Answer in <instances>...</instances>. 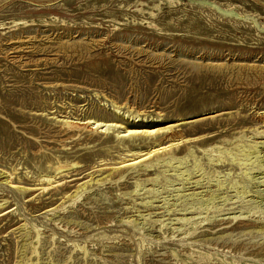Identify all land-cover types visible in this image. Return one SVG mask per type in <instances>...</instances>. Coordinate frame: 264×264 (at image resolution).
<instances>
[{
  "label": "rangeland",
  "instance_id": "obj_1",
  "mask_svg": "<svg viewBox=\"0 0 264 264\" xmlns=\"http://www.w3.org/2000/svg\"><path fill=\"white\" fill-rule=\"evenodd\" d=\"M112 103L192 140L120 179ZM259 115L264 0H0V264H264Z\"/></svg>",
  "mask_w": 264,
  "mask_h": 264
},
{
  "label": "bare ground",
  "instance_id": "obj_2",
  "mask_svg": "<svg viewBox=\"0 0 264 264\" xmlns=\"http://www.w3.org/2000/svg\"><path fill=\"white\" fill-rule=\"evenodd\" d=\"M111 106L113 108V112L117 116L110 119H107L104 116H90L79 118L68 115H54L52 117V120L60 124V127L64 130V132L68 133L69 140L75 138L81 139L83 135L87 134L90 138H97L98 140H101L103 138H105L106 140H115L120 147L124 146L126 142L135 140L136 138L140 137H146L154 140L153 146H151L147 151L134 152L129 150L128 153L133 152V155H131V157L134 158L131 160H124L120 163V167L112 169L116 172L117 176H121L120 179H123V175L129 170L144 168L143 171H148V169L151 168L150 164L154 161L155 158H159L160 156L166 154L173 156L175 155V150L179 149L181 145L186 146L192 140L191 138L183 135L181 131H177V127H169L166 129L129 128L125 120H137L140 115H134L133 111L130 110H128L127 112H122L124 108L116 103H112ZM259 121L264 125V117L262 115H259ZM257 135L262 136L263 134L262 132H258ZM166 140L168 141L165 143L164 141ZM76 168H80L79 163H62L61 161H57L56 163L51 165V170L55 175H44L42 177L43 180H41L42 182L48 183V185H52L53 179Z\"/></svg>",
  "mask_w": 264,
  "mask_h": 264
}]
</instances>
